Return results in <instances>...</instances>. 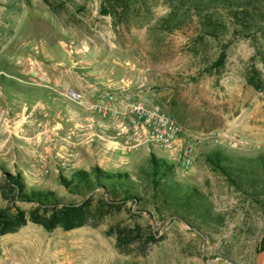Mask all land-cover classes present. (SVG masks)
I'll return each mask as SVG.
<instances>
[{"label":"rangeland","instance_id":"obj_1","mask_svg":"<svg viewBox=\"0 0 264 264\" xmlns=\"http://www.w3.org/2000/svg\"><path fill=\"white\" fill-rule=\"evenodd\" d=\"M180 1L0 0V176L2 169L20 171L28 187L78 200L59 186V174L69 177L76 170H89L100 159L98 167L127 172L143 184L141 169L153 153L175 165L177 181L208 197L225 215V227L218 234L202 235L182 221L144 213L138 221L151 226L157 241L142 253L135 249L125 255L106 230L115 221L129 224L128 215L71 231L46 232L28 223L0 236V264L256 263L264 217L204 158L215 149L247 156L264 152V67L256 57L264 40L259 34L234 36L231 30L213 39L204 34L191 1ZM103 7L110 13L103 14ZM173 11V23L179 26L167 30L164 19ZM225 13L220 10L223 18ZM221 51L222 67L209 68ZM252 69L260 73V89L247 83ZM69 87L84 93L94 88L117 91L119 100L133 97L187 127L200 139L191 168L184 172L178 153L154 145L116 151L102 145L100 155L80 164L78 150L88 141L87 130L72 145L60 141L76 114L83 115L61 95ZM37 98L49 105L51 99H61L62 110L65 102L75 109L74 118L67 120L58 110L50 127ZM107 135L102 134L112 137ZM116 140L124 144L122 137ZM4 207L0 197V209Z\"/></svg>","mask_w":264,"mask_h":264},{"label":"trees","instance_id":"obj_2","mask_svg":"<svg viewBox=\"0 0 264 264\" xmlns=\"http://www.w3.org/2000/svg\"><path fill=\"white\" fill-rule=\"evenodd\" d=\"M189 1L200 18L204 34L213 39H219L231 30L234 36L249 38L259 34L264 40V0ZM175 8L178 7L175 5ZM220 10L226 12L224 18ZM108 13L103 7V14ZM173 15L174 11L164 19L167 30L179 26L173 23ZM256 57L264 67V48L257 50ZM224 59L225 52L221 51L209 68L222 67ZM247 83L260 89L259 71L252 69ZM204 160L230 186L255 204L264 217V152L247 156L215 149ZM141 172L145 180L143 184H137L127 172L106 171L98 166L76 170L69 177L59 174V186L78 198L69 201L53 190L28 187L20 171L10 173L2 169L0 197L5 207L0 209V236L16 233L28 223L46 232L56 229L71 231L84 226L97 227L106 218L128 215L132 219L129 224L115 221L106 230V234L114 238L119 253L128 255L135 249L142 253L148 244L157 241L151 226L138 221L144 213L150 215L153 211L161 218L182 221L202 235L218 234L225 227V215L214 209L203 192L175 179L172 162L150 153L147 167ZM258 248L264 249V235Z\"/></svg>","mask_w":264,"mask_h":264},{"label":"built area","instance_id":"obj_3","mask_svg":"<svg viewBox=\"0 0 264 264\" xmlns=\"http://www.w3.org/2000/svg\"><path fill=\"white\" fill-rule=\"evenodd\" d=\"M94 88L88 93L67 88L61 94L75 105L83 115L76 114L71 126L60 141L72 145L81 130H92L99 121H111L113 135L110 139L92 132L107 150L134 149L142 145H154L170 153H178V166L187 172L196 157V145L200 140L190 129L179 124L156 107L147 106L130 96L119 100L118 92L100 93ZM96 117V118H95ZM57 137V134L54 133ZM117 137L124 139L120 144ZM58 138V137H57ZM40 141H36L39 143Z\"/></svg>","mask_w":264,"mask_h":264},{"label":"crops","instance_id":"obj_4","mask_svg":"<svg viewBox=\"0 0 264 264\" xmlns=\"http://www.w3.org/2000/svg\"><path fill=\"white\" fill-rule=\"evenodd\" d=\"M33 94V93H31ZM37 96L38 93H34L32 96ZM41 99H38L35 100L37 103H40L41 104V113L43 114V116H47L48 115V122L51 123V126L53 128V121L54 123L56 122V113H58L60 110L61 113H63V116L66 117V119H70V118H74V111L75 109L69 104H67L65 102V105L67 106L66 108V111L62 110V108L60 107L61 105H59L58 103L59 102H62L61 99H58V98H53L51 99V103L50 105L48 103H41L40 101ZM64 105V104H63ZM57 107H60V109H57ZM97 124L93 127L92 130H87L85 132V135L89 136L88 138V141H86L85 145H82L79 147V154L81 155L82 153V158L79 160V163L80 164H83L84 163H88V161H90L91 159L93 160V156L98 154L100 155V153L103 151L101 150V146L103 145L101 142L99 141H96V139H92L93 137H91L90 135L92 134V132H95V133H99L101 136L102 134L105 136H109V135H113V131H112V128H113V124L111 121L107 120V121H99V119H97ZM47 137V136H44V138ZM94 140V141H93ZM91 142V143H90ZM93 143H96V146H92ZM94 154V155H93ZM48 161H52L51 157H50V154L48 153ZM101 162H103L102 160L99 159L97 165L100 166L101 165Z\"/></svg>","mask_w":264,"mask_h":264},{"label":"water","instance_id":"obj_5","mask_svg":"<svg viewBox=\"0 0 264 264\" xmlns=\"http://www.w3.org/2000/svg\"><path fill=\"white\" fill-rule=\"evenodd\" d=\"M255 264H264V249L260 250L256 255Z\"/></svg>","mask_w":264,"mask_h":264}]
</instances>
